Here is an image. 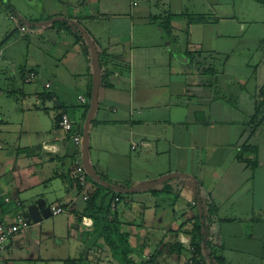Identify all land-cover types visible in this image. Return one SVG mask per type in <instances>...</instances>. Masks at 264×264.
<instances>
[{
    "label": "crops",
    "instance_id": "0c3cea01",
    "mask_svg": "<svg viewBox=\"0 0 264 264\" xmlns=\"http://www.w3.org/2000/svg\"><path fill=\"white\" fill-rule=\"evenodd\" d=\"M24 1L28 6L0 0L13 8L15 19L25 21L21 33L37 36L40 55L25 61L19 71L23 83L26 73L34 72L39 88L29 99L21 93L12 106L0 91V216L10 221L20 210L38 224L9 241L0 264H118L101 239L87 235L93 217L102 216L114 197L119 199L114 211L127 239L125 250L137 261L147 259L168 241L169 229L177 228L188 211H197L198 185L204 203L216 207L210 225L212 249L227 264H264V120L257 127L251 124L264 94V74L260 83L254 77L264 57L252 65L250 49L241 56L233 44L204 49L193 41L204 25L233 21L240 13L244 18V5L259 3ZM4 4L0 8L8 18ZM223 4L227 9H221ZM259 5L263 8L250 4L253 19L247 14L244 20L264 24V5ZM165 12L174 15L173 44L164 42L149 21ZM182 13L205 16L206 21L187 24L178 16ZM49 17L68 19L70 29L50 27ZM31 20L37 23L30 25ZM240 25L236 30L228 27L227 36L236 38L244 31ZM180 33L191 41L181 45ZM1 48L2 62L11 65ZM102 51L110 58L99 67ZM220 59L224 64L240 60L250 71L239 74L241 78L221 73L214 64ZM97 76V99L90 113ZM61 114L83 140L86 134V161L92 172L86 170V192H99L91 211L75 187L76 150L68 132L57 125ZM244 144L257 147V155L242 157L253 167L237 158ZM163 179L174 191L154 196L151 191L161 189ZM189 180L194 184L188 185ZM54 204L65 212L51 215ZM178 240L184 245L181 257L178 261L171 255L167 264H187L190 258L189 236L179 233Z\"/></svg>",
    "mask_w": 264,
    "mask_h": 264
},
{
    "label": "trees",
    "instance_id": "16d2710c",
    "mask_svg": "<svg viewBox=\"0 0 264 264\" xmlns=\"http://www.w3.org/2000/svg\"><path fill=\"white\" fill-rule=\"evenodd\" d=\"M255 1H257L259 4L264 5V0ZM2 4L4 3L0 2V5ZM5 8L6 10L10 11V13H8V18L9 16L13 17V19L9 18V20L14 21L15 14H12L14 13L13 8L8 4H6ZM178 16L185 18L187 24H192L195 22L204 23L206 21L205 16L194 17L185 13H182ZM17 18L18 28H15L13 32H16L18 29L19 31H22L21 27H24L23 24H25L22 18ZM173 18L174 15L170 14L169 12H165L164 15L149 17V21L156 24L161 38L168 44H173L175 42L172 35L171 25V20ZM47 21L50 27L62 28L65 30L70 29L68 19H55L54 17H49ZM35 23L37 22L32 20L29 22L30 25H33ZM78 33L79 35H81L80 31L77 32V34ZM10 36V34H7L0 42V45L8 41ZM80 38H82V36H80ZM109 58L110 57L106 55V52L102 51V53L97 58L98 66L101 67L103 66V64L105 65ZM28 73H31V71ZM59 118L60 115H58L57 117V123ZM263 120L264 94H262V99L256 104L254 116L251 118V124L253 127H257L262 123ZM247 153H252L254 156L257 155V147L244 144L237 158L239 160H244L242 157ZM244 161L248 163L247 165L253 167V162L251 160H249L251 162H249L248 160ZM178 177L179 179H181L182 176ZM161 182L163 183V187L161 189L151 191L154 196L158 194H169L174 191V188L169 184V181L167 179H163L161 180ZM98 193L96 192L90 195L86 210L91 211L93 209V203ZM115 198L116 197L112 198L111 201L110 199L107 201V206L104 207L105 211L102 213V216L97 215L93 217V229L92 232H89L87 235H90L93 240L101 239L108 248L112 259L118 264H167V259L171 255H175L179 261L182 251L184 250V245H182V243L178 240L179 233H185L189 236V244L187 249L190 252V258L187 260V264H227L224 258L218 255L215 250L212 249V244L210 241V225L213 221V217L216 215V207L204 203L202 190L199 185L195 189V199L198 201V204H196L198 205L197 211H188L185 214L184 221L177 228H171L168 230V233L170 235L168 241L156 248V250H154V252L147 259H142L140 261H137L134 257H132L124 248V244L126 243L127 239L121 231V223L117 218L116 211H114L115 207L114 209L111 208ZM93 212L95 211L93 210L91 213ZM76 263V260H68L67 264Z\"/></svg>",
    "mask_w": 264,
    "mask_h": 264
},
{
    "label": "rangeland",
    "instance_id": "374dc122",
    "mask_svg": "<svg viewBox=\"0 0 264 264\" xmlns=\"http://www.w3.org/2000/svg\"><path fill=\"white\" fill-rule=\"evenodd\" d=\"M18 4H23L24 6H28L27 3L24 0H17ZM229 0H221V2H228ZM249 5H253L256 8H263L261 5L255 3L254 1H248ZM244 5L242 8L243 12L246 14L244 18H242L243 14L240 13L238 18H236L233 21H223V22H214L209 26H203L200 29L197 30V34L194 35L193 41H199L202 47L209 48V47H216V46H222L223 48H226L228 46H231L232 44L237 49L236 51H240L242 54L241 56H246V53H244V50L250 49L251 53L247 56L252 57V65L257 64V60L259 57L263 58V48H264V24L262 22L255 23L254 21H247L244 20L245 17L249 14L251 9V6ZM228 5L223 4L221 6V9L225 10L227 9ZM247 11V12H245ZM254 14V11H253ZM261 15L262 13L259 12ZM8 15V14H7ZM257 16V17H258ZM25 22V21H24ZM238 24H241L244 26V31L237 33V37L234 39H231L227 36V33L229 32L228 27L233 30L237 29ZM24 25V24H23ZM240 25V27H241ZM18 18L14 19V21H11L7 18L5 12L1 10L0 8V42L2 39L7 35L10 34V40L6 43H3L1 45V49L4 48L5 53L4 57L8 60H12L11 65L8 63H3L2 58H0V91L5 94V96H8L9 102L12 104H16L15 100H19L20 94L25 93V99H29L31 96V92H34L35 89L39 88V85L36 83L35 80L31 81V83H23L22 81V75L19 71L20 67H25L27 60H34L36 59V56L40 55L39 49L37 48L39 45H37V36L33 34H25L21 33L19 29L16 32H13L15 28H18ZM27 36L26 38L24 37ZM226 35V36H225ZM263 37V38H262ZM191 41L186 34L180 33L179 34V43L181 45H185ZM6 48V46H8ZM52 52L55 54L59 52V48H55ZM237 54L239 52H236ZM45 57L44 59L47 60L48 53H44ZM175 53V55H177ZM207 56V55H206ZM49 62V60H48ZM48 64V63H47ZM214 64H216V67H220L219 70L225 73H228L229 76L235 75L237 77L239 74H247L250 69L245 68L243 66V62L240 60H233L229 61L226 64H224L223 59H220L216 61ZM256 74H255V82L260 83L263 80V74H264V66L262 65H256ZM241 78V76H238ZM253 81V79H252ZM254 82V81H253ZM28 93V94H27ZM16 100V101H17ZM230 102H233L236 100V98H230ZM229 103V102H228ZM236 103H240L239 101H236ZM247 105V103H246ZM246 109V107H244ZM164 198V195L162 197H159V200ZM147 198L146 200H148Z\"/></svg>",
    "mask_w": 264,
    "mask_h": 264
},
{
    "label": "built area",
    "instance_id": "2783aa9c",
    "mask_svg": "<svg viewBox=\"0 0 264 264\" xmlns=\"http://www.w3.org/2000/svg\"><path fill=\"white\" fill-rule=\"evenodd\" d=\"M10 19L13 17L9 16ZM22 31H25V27H21ZM35 79L34 73L26 74L24 78L25 83H29ZM48 87V85H46ZM82 102H84V98H80ZM58 127L62 129L64 132H68L69 139L71 144L76 150V154L73 159V178L75 180V187L79 190V194L84 202H88L90 195L86 192L87 186V172L83 164V137L82 134L74 131V126L71 120L67 117V115L62 114L57 123ZM133 149L134 146H131ZM119 199L116 197L114 199V203H112L111 208L114 209L115 203L118 202ZM5 202H9V199H5ZM15 205L21 208L19 202H15ZM50 214L56 216L58 214L64 213L65 210L63 207L59 205H51L49 208ZM32 224H38L29 216L24 214L22 211H17L13 214L11 220L9 221L4 216H0V253L3 252L8 246L9 241L16 236L18 233L28 230Z\"/></svg>",
    "mask_w": 264,
    "mask_h": 264
},
{
    "label": "water",
    "instance_id": "95a60500",
    "mask_svg": "<svg viewBox=\"0 0 264 264\" xmlns=\"http://www.w3.org/2000/svg\"><path fill=\"white\" fill-rule=\"evenodd\" d=\"M97 90H98V76L95 77L94 79V87H93V91H94V94H93V98L91 100V109H90V113L93 111L94 109V106H95V103H96V99H97ZM85 150H86V134L84 136V140H83V164L85 166V169L87 170L88 173H92L91 172V169L89 168L88 164H87V161H86V154H85ZM194 184L193 181H190L188 182V185H192ZM35 221V219H34Z\"/></svg>",
    "mask_w": 264,
    "mask_h": 264
}]
</instances>
